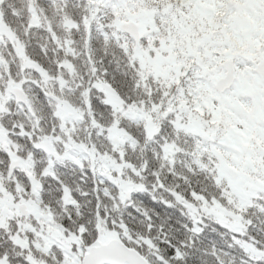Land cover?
Listing matches in <instances>:
<instances>
[{
  "label": "snow or ice",
  "instance_id": "1",
  "mask_svg": "<svg viewBox=\"0 0 264 264\" xmlns=\"http://www.w3.org/2000/svg\"><path fill=\"white\" fill-rule=\"evenodd\" d=\"M0 264H264V0H0Z\"/></svg>",
  "mask_w": 264,
  "mask_h": 264
}]
</instances>
